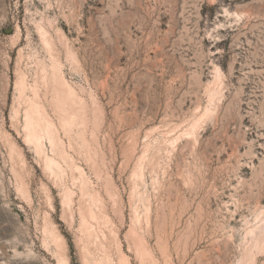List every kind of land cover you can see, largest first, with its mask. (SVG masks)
<instances>
[{
  "label": "rangeland",
  "instance_id": "374dc122",
  "mask_svg": "<svg viewBox=\"0 0 264 264\" xmlns=\"http://www.w3.org/2000/svg\"><path fill=\"white\" fill-rule=\"evenodd\" d=\"M0 264H264V0H0Z\"/></svg>",
  "mask_w": 264,
  "mask_h": 264
},
{
  "label": "bare ground",
  "instance_id": "6f19581e",
  "mask_svg": "<svg viewBox=\"0 0 264 264\" xmlns=\"http://www.w3.org/2000/svg\"><path fill=\"white\" fill-rule=\"evenodd\" d=\"M28 118H30L29 120H28V124H27V129L29 130V137H32L35 141H36V143H37V145H38V147H39V143H38V139H37V137H36V135H35V131H36V127H35V125H37V123H39L38 121L40 120V116H37V113L36 112H34L31 116H29ZM34 118H36V122H35V120H34ZM34 133V134H33ZM58 239V238H57ZM60 239H61V237H60Z\"/></svg>",
  "mask_w": 264,
  "mask_h": 264
}]
</instances>
